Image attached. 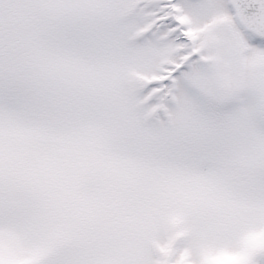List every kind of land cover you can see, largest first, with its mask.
<instances>
[{
	"label": "snow or ice",
	"instance_id": "obj_1",
	"mask_svg": "<svg viewBox=\"0 0 264 264\" xmlns=\"http://www.w3.org/2000/svg\"><path fill=\"white\" fill-rule=\"evenodd\" d=\"M0 264H264V0H0Z\"/></svg>",
	"mask_w": 264,
	"mask_h": 264
},
{
	"label": "clouds",
	"instance_id": "obj_2",
	"mask_svg": "<svg viewBox=\"0 0 264 264\" xmlns=\"http://www.w3.org/2000/svg\"><path fill=\"white\" fill-rule=\"evenodd\" d=\"M171 227L173 234H176L177 232L183 231L184 222L182 220H179L176 224L172 225Z\"/></svg>",
	"mask_w": 264,
	"mask_h": 264
}]
</instances>
